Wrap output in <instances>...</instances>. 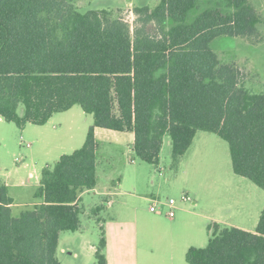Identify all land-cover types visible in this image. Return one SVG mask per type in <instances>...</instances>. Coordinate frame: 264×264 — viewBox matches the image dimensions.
I'll use <instances>...</instances> for the list:
<instances>
[{
	"label": "trees",
	"instance_id": "1",
	"mask_svg": "<svg viewBox=\"0 0 264 264\" xmlns=\"http://www.w3.org/2000/svg\"><path fill=\"white\" fill-rule=\"evenodd\" d=\"M160 0L131 10H80L78 0H0V118L19 129L43 126L79 106L91 115L81 148L40 173L42 202L12 212L0 181V264H61L59 235L79 230L81 194L97 184L95 129L133 133V152L157 165L166 138L172 167L197 132L216 134L232 171L264 191V91L251 93L241 69L212 50L219 38L260 40L249 0ZM205 248L187 264H264V209L254 232L209 225ZM95 252L96 264H107Z\"/></svg>",
	"mask_w": 264,
	"mask_h": 264
},
{
	"label": "rangeland",
	"instance_id": "2",
	"mask_svg": "<svg viewBox=\"0 0 264 264\" xmlns=\"http://www.w3.org/2000/svg\"><path fill=\"white\" fill-rule=\"evenodd\" d=\"M159 1L78 0L76 5L82 11H120L132 25L134 7H153ZM249 1L260 15V40L223 37L214 40L211 48L221 62L235 63L245 87L259 94L264 91V0ZM210 6L214 0H200L191 19ZM58 119L65 122L60 127ZM92 124V116L79 106L55 114L43 126L29 125L23 130L0 118V181L7 184L16 204L14 216L31 208L33 200L40 201L33 197L42 169L81 148ZM101 131L114 136L101 133L96 138L97 184L81 194L79 230L59 235L61 264H96L102 238L107 264H187L189 248L207 246L209 225L255 231L264 209V191L233 173L228 145L216 134L197 132L189 150L172 167L168 138L158 164L151 165L134 155L129 133ZM183 195L188 201H180ZM169 199L178 204L172 219L150 212L153 200Z\"/></svg>",
	"mask_w": 264,
	"mask_h": 264
},
{
	"label": "built area",
	"instance_id": "3",
	"mask_svg": "<svg viewBox=\"0 0 264 264\" xmlns=\"http://www.w3.org/2000/svg\"><path fill=\"white\" fill-rule=\"evenodd\" d=\"M28 147L30 145H27ZM180 201H188V197L183 195L180 198ZM150 212L156 213L158 215H164L169 219H172L175 216L176 211L178 210V204L174 199H169L166 202H160L158 200H153L152 204L149 207Z\"/></svg>",
	"mask_w": 264,
	"mask_h": 264
},
{
	"label": "crops",
	"instance_id": "4",
	"mask_svg": "<svg viewBox=\"0 0 264 264\" xmlns=\"http://www.w3.org/2000/svg\"><path fill=\"white\" fill-rule=\"evenodd\" d=\"M72 109H70V110H68V111H71ZM67 111V112H68ZM67 112H64V113H60V114H65V113H67ZM54 118V115L50 118V120H52ZM49 120V121H50ZM48 121V122H49ZM58 121L60 122L57 126H61V125H63V123H65L62 119H58ZM47 122V123H48ZM65 125V124H64ZM27 126H29V125H27ZM57 126H53L54 128H58ZM23 130V129H22ZM101 130H106V129H101V128H96L95 129V131H94V133H95V138H97L98 137V135L99 134H101L102 133V131ZM108 131H111V130H108ZM112 132H115V131H112ZM116 133H122V132H116ZM127 133H129V132H127ZM102 134H104V135H107L108 134V136H114V135H111V133L109 132V133H102ZM130 134V136H131V138H132V143H133V141H134V135H133V133H129ZM97 142V141H96ZM133 147V146H132ZM32 176V174H30V177ZM6 184V183H5ZM7 185V184H6ZM38 187H39V185H38ZM33 199H38V200H40L39 198H36V196L34 195V197H33ZM35 200H33L32 202H31V205L33 206V205H35V204H40L42 201L40 200V201H38V202H34ZM15 203H14V200H13V206L12 207H15Z\"/></svg>",
	"mask_w": 264,
	"mask_h": 264
}]
</instances>
